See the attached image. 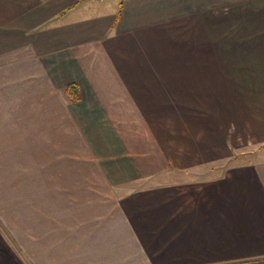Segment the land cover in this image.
I'll list each match as a JSON object with an SVG mask.
<instances>
[{
    "label": "crops",
    "instance_id": "0c3cea01",
    "mask_svg": "<svg viewBox=\"0 0 264 264\" xmlns=\"http://www.w3.org/2000/svg\"><path fill=\"white\" fill-rule=\"evenodd\" d=\"M204 3L0 0V264H264V155L155 171L76 160L77 132L109 116L96 99L124 83L133 53L153 59L145 82L171 91L167 53L182 50L175 37Z\"/></svg>",
    "mask_w": 264,
    "mask_h": 264
},
{
    "label": "rangeland",
    "instance_id": "374dc122",
    "mask_svg": "<svg viewBox=\"0 0 264 264\" xmlns=\"http://www.w3.org/2000/svg\"><path fill=\"white\" fill-rule=\"evenodd\" d=\"M203 10L175 37L182 50L167 53L174 66L169 93L160 83L145 82L152 77L144 64L152 66L153 59L137 53L124 83L103 85L96 102L109 116L95 114L90 130L77 132L78 162L88 161L93 171L122 170L134 162L155 171L178 170L180 162L207 168L208 157L232 156L225 170L264 155V0H205ZM116 94L126 98L112 100ZM111 102L126 107L119 112ZM61 154L62 163L71 159L68 150ZM84 166L78 163V170Z\"/></svg>",
    "mask_w": 264,
    "mask_h": 264
},
{
    "label": "trees",
    "instance_id": "16d2710c",
    "mask_svg": "<svg viewBox=\"0 0 264 264\" xmlns=\"http://www.w3.org/2000/svg\"><path fill=\"white\" fill-rule=\"evenodd\" d=\"M62 91L70 100H80V88L78 83H69L62 88Z\"/></svg>",
    "mask_w": 264,
    "mask_h": 264
}]
</instances>
